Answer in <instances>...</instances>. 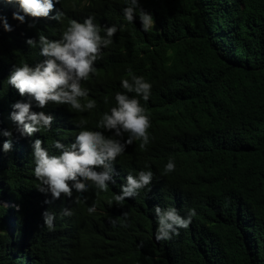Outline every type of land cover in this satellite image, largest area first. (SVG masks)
Returning a JSON list of instances; mask_svg holds the SVG:
<instances>
[{"label":"trees","instance_id":"obj_1","mask_svg":"<svg viewBox=\"0 0 264 264\" xmlns=\"http://www.w3.org/2000/svg\"><path fill=\"white\" fill-rule=\"evenodd\" d=\"M61 1L62 21L19 24L12 19L18 5L0 0V17L13 29L5 32L0 19V264H264V0H138L154 19L148 32L139 9L132 23L124 19L126 0ZM89 16L101 28H118L94 62L95 73L81 81L96 107L76 112L33 103V112L54 117L51 130L21 137L10 113L27 97L7 78L15 66L43 60L39 47L25 41L58 40L69 20ZM129 69L152 85L147 101L136 97L150 117L149 144L126 146L112 162L115 183L107 191L73 190L72 198L45 204L51 196L37 190L32 142L41 139L49 155H59L56 141L68 147L81 130L101 131V116L124 92L121 80L131 82ZM81 119L86 123L79 127ZM5 130L12 132L8 153ZM106 138L123 143L127 134L107 131ZM169 159L175 170L165 175ZM140 171L153 173L151 183L117 205L114 195L126 177ZM156 206L184 217L195 208L196 215L187 229L157 241ZM63 209L72 214L63 216ZM45 211L55 214L51 230L43 225ZM110 220L118 221L115 227Z\"/></svg>","mask_w":264,"mask_h":264},{"label":"clouds","instance_id":"obj_2","mask_svg":"<svg viewBox=\"0 0 264 264\" xmlns=\"http://www.w3.org/2000/svg\"><path fill=\"white\" fill-rule=\"evenodd\" d=\"M61 0H4L5 4L18 5L17 11L12 13V19L19 24H25L26 18L33 21L47 19L60 22L66 18L65 5ZM127 7L123 9V17L129 23L134 21L136 11L139 9V20L144 32L154 27V19L140 8L138 0H126ZM3 20V30L11 32L13 29ZM35 23L28 24L29 28ZM101 31L104 35L101 36ZM116 25L101 28L89 16L83 23L69 20L68 26L63 30L61 38L49 40L45 35H39L38 40L29 38L25 43L29 47H39L42 62L30 66L22 63L14 67L7 78V83L17 90L21 97L27 100L17 101L12 105L10 119L16 125V131L21 137H31L33 133L41 129L51 130L54 117L46 115L43 111L33 112V103L39 109L45 108L49 103L55 105H67L71 110L83 112L96 107V101L87 99L88 90L81 86V81H87L96 69L94 62L101 56L102 48H107L112 43V37L116 34ZM131 82L128 79L121 80L123 93L115 95V107L105 112L97 128L101 131L81 130L75 137V141L65 147L59 141L53 145L60 150L59 155H49L42 147L43 141L35 139L32 144V162L34 164L33 175L39 182L37 190L41 193L50 194L51 200H45L49 204L62 196L72 198L73 190L83 194L90 187L99 191H107L108 183H115L112 162L126 150L127 145L133 141H140L139 147L146 148L150 142L148 129L151 127L149 115L141 106L140 97L147 101L151 94L152 85L145 81L144 77L136 76L131 69L128 70ZM127 93H134L129 97ZM86 99V103H81ZM107 102V101H105ZM86 123L79 121V127ZM107 131H115L116 137L122 133L127 134L123 143L118 139L106 138ZM2 135L8 137L3 142L2 150L8 153L12 150V132L3 131ZM103 171H96L98 168ZM175 170V163L169 159L164 167V174ZM153 178L151 171H140L137 176L129 174L126 183L121 185L120 194L114 195L117 205L123 204L127 198H133L139 194V190L148 186ZM123 180V178H120ZM81 196H77L79 201ZM86 201L87 197H83ZM111 204L112 201H109ZM18 210V206H17ZM88 213H94L96 206L93 204L87 209ZM158 227L155 233L157 241H168L173 235H178L179 229H187L196 215L195 208L188 209L187 216L179 215L175 208H154ZM63 216H70L69 209H63ZM127 220V213L123 214ZM43 225L49 230L54 228L55 214L50 211L42 213ZM115 227L117 220H110ZM126 226V225H122Z\"/></svg>","mask_w":264,"mask_h":264},{"label":"bare ground","instance_id":"obj_3","mask_svg":"<svg viewBox=\"0 0 264 264\" xmlns=\"http://www.w3.org/2000/svg\"><path fill=\"white\" fill-rule=\"evenodd\" d=\"M234 5V4H233ZM126 223V222H125Z\"/></svg>","mask_w":264,"mask_h":264}]
</instances>
